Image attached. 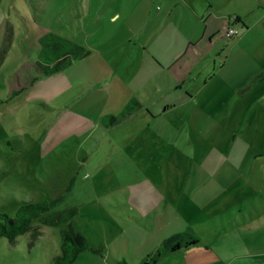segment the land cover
I'll use <instances>...</instances> for the list:
<instances>
[{"label":"rangeland","instance_id":"rangeland-1","mask_svg":"<svg viewBox=\"0 0 264 264\" xmlns=\"http://www.w3.org/2000/svg\"><path fill=\"white\" fill-rule=\"evenodd\" d=\"M185 9L182 0H0V215L56 202L51 223L33 222L37 238L0 236V264H52L61 233L76 229L89 248L73 264L264 262V128L250 132L239 112L224 116L202 97L147 121L108 118L132 100L152 109L157 88L177 86L144 45L154 35L167 54V38L190 26ZM48 34L91 54L43 75ZM199 108L222 114L209 120ZM180 233L200 244L155 256Z\"/></svg>","mask_w":264,"mask_h":264},{"label":"crops","instance_id":"crops-1","mask_svg":"<svg viewBox=\"0 0 264 264\" xmlns=\"http://www.w3.org/2000/svg\"><path fill=\"white\" fill-rule=\"evenodd\" d=\"M182 2L186 7L185 11H190L193 18L190 26L183 24V32L176 33V37L167 38L164 44L167 50L164 52L167 51L169 55L163 56L158 50L154 35L144 45L146 55L159 67L158 72L169 68L177 72V86L165 93L157 88L161 95L151 107L153 110L158 107L157 111L154 112L150 106L145 107L140 102L127 120L138 121L143 118L147 121L148 113L154 117L161 116L164 105L166 111L169 104L174 103L199 105V98L202 97L210 110L214 105L215 109L225 108L224 116H235L239 112L242 121H249L245 129L258 133L264 128V0ZM171 12L169 17L174 11ZM233 16L237 19L231 22ZM231 25L240 31L239 37L224 36V28ZM155 48L158 50L156 53L153 51ZM165 56H171L167 63L164 61ZM62 72L56 74L61 75ZM199 110L200 115L213 121L216 119L214 115L222 114L221 111L213 114L204 112L201 108ZM199 244L200 242L197 245ZM197 245L179 251H190Z\"/></svg>","mask_w":264,"mask_h":264},{"label":"trees","instance_id":"trees-1","mask_svg":"<svg viewBox=\"0 0 264 264\" xmlns=\"http://www.w3.org/2000/svg\"><path fill=\"white\" fill-rule=\"evenodd\" d=\"M47 43L45 45L44 43ZM43 51L40 55V62H38V71L43 75H53L68 68L77 59L86 58L91 52L75 42L68 41L65 38L56 35L48 34L41 39ZM44 54V55H43ZM43 55L44 59H41ZM35 80L33 81V83ZM32 83V84H33ZM21 92H13L18 95ZM12 96V97H13ZM134 101L126 107L118 117L111 116L110 121L112 125H118L130 118L136 111L133 106ZM56 202L41 201L29 202L22 205L15 217L7 214L0 215V236L6 237L10 242H15L16 239L28 232L33 231V237L37 238L41 231L39 228L33 227L35 220H40L42 223H51L54 216L50 214ZM62 246L61 255L54 257L52 264H73L80 253L89 248V244L85 236L79 230L63 231L61 233ZM200 242L198 237L189 236L186 233H180L172 237L170 240L164 242L163 246L157 250L155 256L161 257L166 253H175L181 249H189ZM156 260L148 258L142 264H154Z\"/></svg>","mask_w":264,"mask_h":264},{"label":"built area","instance_id":"built-area-1","mask_svg":"<svg viewBox=\"0 0 264 264\" xmlns=\"http://www.w3.org/2000/svg\"><path fill=\"white\" fill-rule=\"evenodd\" d=\"M234 21L237 19L235 16L232 18ZM226 35L229 37V38H236L240 35V31L238 29H235V28H232V27H229L226 31Z\"/></svg>","mask_w":264,"mask_h":264}]
</instances>
